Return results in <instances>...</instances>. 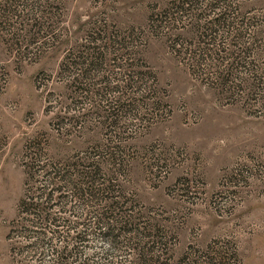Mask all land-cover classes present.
Masks as SVG:
<instances>
[{
  "label": "rangeland",
  "instance_id": "obj_1",
  "mask_svg": "<svg viewBox=\"0 0 264 264\" xmlns=\"http://www.w3.org/2000/svg\"><path fill=\"white\" fill-rule=\"evenodd\" d=\"M0 264H264V0H0Z\"/></svg>",
  "mask_w": 264,
  "mask_h": 264
}]
</instances>
